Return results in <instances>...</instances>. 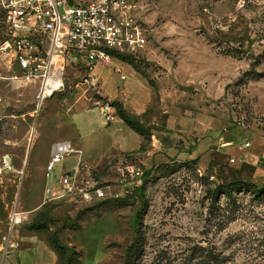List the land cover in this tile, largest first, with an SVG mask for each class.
I'll return each mask as SVG.
<instances>
[{
  "label": "rangeland",
  "instance_id": "rangeland-1",
  "mask_svg": "<svg viewBox=\"0 0 264 264\" xmlns=\"http://www.w3.org/2000/svg\"><path fill=\"white\" fill-rule=\"evenodd\" d=\"M125 1L146 44L123 62L154 91L144 140L133 150L109 156L117 122L104 124L97 108L74 111L67 120L81 128L72 141L82 153L45 178L47 155L62 135L58 106L89 71L69 66L65 88L40 106L39 80L2 71L0 264H199L208 251L222 264H264V190L254 192L264 189V0ZM98 70L117 78L107 66ZM98 85L89 86L91 105ZM5 159L11 169H3ZM80 159L93 164L81 179L108 196L45 201L46 185ZM234 180L243 191L215 197L218 185ZM15 209L26 218L10 230ZM53 234L68 247L64 257Z\"/></svg>",
  "mask_w": 264,
  "mask_h": 264
},
{
  "label": "built area",
  "instance_id": "built-area-1",
  "mask_svg": "<svg viewBox=\"0 0 264 264\" xmlns=\"http://www.w3.org/2000/svg\"><path fill=\"white\" fill-rule=\"evenodd\" d=\"M70 1L0 0V79L4 78L3 69H8L20 73L14 78L39 80L38 106L65 88L69 66L84 68L91 76L94 68L102 64L125 79L123 64L115 61L122 63L123 56L135 55L146 44L131 15L132 5L125 0ZM98 104L106 120L112 121L113 103L107 100ZM80 152L71 139L56 142L45 165L47 178L58 163ZM11 168V162L5 159L3 169ZM73 193L82 194L89 202L108 196L105 187L81 179L80 168L75 167L62 173L57 184L46 186L44 199L51 201ZM17 210L11 215L10 230L26 218Z\"/></svg>",
  "mask_w": 264,
  "mask_h": 264
},
{
  "label": "crops",
  "instance_id": "crops-1",
  "mask_svg": "<svg viewBox=\"0 0 264 264\" xmlns=\"http://www.w3.org/2000/svg\"><path fill=\"white\" fill-rule=\"evenodd\" d=\"M115 64L117 65L123 64V68L126 76L125 79H122L121 75L118 72L114 71L112 68L109 69L112 73L116 74L117 77L116 79L108 76L105 77L100 76V74H98L100 72L98 70L99 65H97L90 76L91 78L85 82H82L81 84H78L77 93L74 94L73 98H68L67 103L63 104V106H58L59 108L56 114L57 124H56L55 132L60 133L62 135L60 139L52 143L51 150L54 144L62 139L68 138L71 140L72 139L79 140L82 134L81 128L78 126L77 123H75V121L72 120L70 121L67 119L74 111H89L93 108L99 109L104 119V124H111L113 122H117L118 124V127L114 129L113 133L119 131L120 137L119 136H118L119 138L117 137L116 142L114 143L109 156L113 157L114 155L120 154L122 152L133 150L135 147V145L134 146L132 145L133 143L141 145V143L144 140V136L131 129L118 116L116 106L114 105V109H113V117H114L113 120L107 121L98 102H102L101 100L106 98L113 100V102L120 101L123 103L124 108L128 112H130L133 115L139 116L141 122H143L142 118L146 115L147 112L150 111L151 107L153 106L152 102H153L154 91H152L150 86H147L145 84L143 77L137 74V71L133 67L130 68L129 66H127L125 62L121 63L120 61H115ZM102 66L106 67L105 65ZM98 84H100V86ZM97 85L100 87V90H98L97 92L99 95V99L95 100L94 105H91L90 102L92 96L88 94L90 90L89 86L95 87ZM131 130H133L134 132L140 135V140H138L135 137V135L132 133ZM75 145L79 148V150L81 151L79 154H81L82 148L79 147L78 144ZM131 145L132 147H130ZM50 153L47 155L48 159L50 157ZM75 167L80 168V174H81L83 173L85 167L93 168V164L90 162L85 163L83 159H80L79 164L74 166L68 172H71ZM97 167H99V164L94 165V168ZM45 178H47L46 171H45ZM95 262L97 263V260H95ZM95 262L93 264H96Z\"/></svg>",
  "mask_w": 264,
  "mask_h": 264
},
{
  "label": "trees",
  "instance_id": "trees-1",
  "mask_svg": "<svg viewBox=\"0 0 264 264\" xmlns=\"http://www.w3.org/2000/svg\"><path fill=\"white\" fill-rule=\"evenodd\" d=\"M130 56H123L122 59L127 61L129 60ZM113 105L117 108V114L118 116L134 131L141 135H145L146 129L142 122L140 121V117L131 114L128 112L124 106L123 103L120 101L113 102ZM243 181L240 180H234L229 182L228 184H221L218 185L215 188V197L221 196V194H226L228 197L233 198L234 192H241L245 188V184L243 185ZM264 189H259L257 187H254V192L256 194H260ZM31 228L39 229L40 226L38 225H32ZM51 243L58 250V252L61 254L62 257H64L67 254L68 247L61 243L59 237L57 234H53L51 237ZM223 257H221L218 253L215 251H208L203 258L199 259V264H222Z\"/></svg>",
  "mask_w": 264,
  "mask_h": 264
},
{
  "label": "water",
  "instance_id": "water-1",
  "mask_svg": "<svg viewBox=\"0 0 264 264\" xmlns=\"http://www.w3.org/2000/svg\"><path fill=\"white\" fill-rule=\"evenodd\" d=\"M70 3L72 4L73 3V0H71Z\"/></svg>",
  "mask_w": 264,
  "mask_h": 264
}]
</instances>
